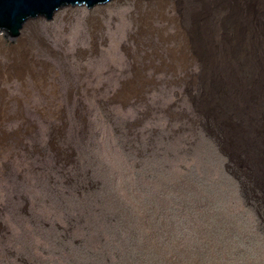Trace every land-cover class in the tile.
Wrapping results in <instances>:
<instances>
[{
  "label": "rangeland",
  "instance_id": "obj_1",
  "mask_svg": "<svg viewBox=\"0 0 264 264\" xmlns=\"http://www.w3.org/2000/svg\"><path fill=\"white\" fill-rule=\"evenodd\" d=\"M235 1L193 37L182 0H111L0 42V264H146L164 230V264H264V2Z\"/></svg>",
  "mask_w": 264,
  "mask_h": 264
},
{
  "label": "water",
  "instance_id": "obj_2",
  "mask_svg": "<svg viewBox=\"0 0 264 264\" xmlns=\"http://www.w3.org/2000/svg\"><path fill=\"white\" fill-rule=\"evenodd\" d=\"M111 0H0V40L19 43L23 27L42 23L53 26L54 18L72 12L97 14L107 10Z\"/></svg>",
  "mask_w": 264,
  "mask_h": 264
},
{
  "label": "bare ground",
  "instance_id": "obj_3",
  "mask_svg": "<svg viewBox=\"0 0 264 264\" xmlns=\"http://www.w3.org/2000/svg\"><path fill=\"white\" fill-rule=\"evenodd\" d=\"M261 3L264 2V0H260ZM237 4L235 0H182L181 8L184 11L185 18H186V24H187V31L190 35V37H193L194 31L197 28L198 20L206 14V10L209 7H215L217 9H222V11H226V13H234L233 10H231V7H235L234 5ZM229 14V15H230ZM221 17V20L226 22L229 27H233V20L230 17V19ZM222 36L223 39H221V42L225 41L226 34L222 33L219 34V36ZM2 40H0L1 42ZM26 48H24V54L22 57H20L21 64L26 66L27 59H26Z\"/></svg>",
  "mask_w": 264,
  "mask_h": 264
},
{
  "label": "trees",
  "instance_id": "obj_4",
  "mask_svg": "<svg viewBox=\"0 0 264 264\" xmlns=\"http://www.w3.org/2000/svg\"><path fill=\"white\" fill-rule=\"evenodd\" d=\"M199 225H196V230L198 229ZM167 240L170 243H173L175 245V250H183L184 247H190L189 246V240L186 239V236L181 238L180 240H176L175 237H173L172 232H169L167 230H164L162 233L158 234V236L155 238V240L152 243H155L157 245L156 251L152 252L149 250L148 246H146L145 250L142 252L144 255H140L138 260L145 261L146 264H164L165 260H167L170 255L167 253L165 247H160V244H162V241ZM198 244L194 246H197ZM195 254L193 253L190 255L189 259H194L195 261L202 259L200 252L198 249H195ZM157 253L159 255V259H155L153 257V254Z\"/></svg>",
  "mask_w": 264,
  "mask_h": 264
}]
</instances>
